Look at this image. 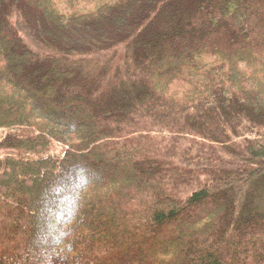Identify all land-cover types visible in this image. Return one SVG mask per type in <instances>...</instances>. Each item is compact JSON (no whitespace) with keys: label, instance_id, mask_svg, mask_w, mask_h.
<instances>
[{"label":"trees","instance_id":"1","mask_svg":"<svg viewBox=\"0 0 264 264\" xmlns=\"http://www.w3.org/2000/svg\"><path fill=\"white\" fill-rule=\"evenodd\" d=\"M0 264H264V0H0Z\"/></svg>","mask_w":264,"mask_h":264}]
</instances>
